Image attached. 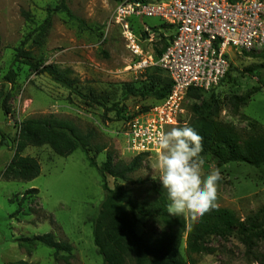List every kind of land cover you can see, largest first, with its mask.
Instances as JSON below:
<instances>
[{"label": "rangeland", "instance_id": "374dc122", "mask_svg": "<svg viewBox=\"0 0 264 264\" xmlns=\"http://www.w3.org/2000/svg\"><path fill=\"white\" fill-rule=\"evenodd\" d=\"M118 2L67 0L76 19H70L62 11L53 12L52 27L44 44L39 47L30 40L24 47L32 51L35 61L43 67L56 65L60 69H71L79 90L84 94H96L108 108L129 106L130 111H134L135 105L148 104L151 100L129 97L125 93L126 85L140 90L156 70L149 68L141 72L136 69L137 58L121 28L114 22ZM59 3L60 0H0V84L11 67L18 74L14 88L6 84V90L13 92L10 112L7 114L0 108V143H3L0 146V264H103V257L94 244V220L100 216L102 237L121 234L132 226L128 210L122 205L109 201L101 208L105 199L101 176L81 150L62 157L48 146H30L23 155L39 160L41 174L31 181H8L2 177L15 155L20 123L28 118L56 116L70 119L82 129H95L100 143L107 145V149L96 156L99 165L106 161L109 152L115 163H129L135 157L127 148L126 138L120 135L122 122L117 110L107 113L104 107L88 106L46 73L38 74L22 63H14L17 49L31 38L32 33V38H36L34 31L49 16L48 9L56 8ZM23 12L30 13V21ZM135 20L134 30L139 36L149 28V39L153 41H142V47L155 56L156 50L164 44L152 29L159 28L164 21L157 17ZM232 59V70L214 95L224 102L233 95H243L253 89L259 92L240 108L237 116L225 105L221 120L243 134L260 129L264 133V56L241 55ZM158 75L164 76V73ZM210 97L211 93L204 92L198 100H187V124L191 121L189 107ZM94 154L92 152L90 156ZM204 159V173L207 174L216 166L212 158ZM154 163L155 154L149 155L142 168L132 176L145 181L144 184L133 185L107 175V185L114 191H130L139 200L154 198L157 192L169 203L159 173L153 168ZM219 169L222 179L218 182L213 209H229L244 220L264 207V166L230 163ZM30 189H38L39 193L26 195L18 218H12L25 192ZM137 218V232L142 234L148 218ZM48 233H53L57 241L70 244L72 253H62L55 260L54 251L44 245H39L33 252L19 246L20 238ZM210 247L211 254L190 257L184 238L181 254L187 264H264V242L254 254H248L236 236L227 240L212 238ZM127 264L132 262L129 260Z\"/></svg>", "mask_w": 264, "mask_h": 264}, {"label": "trees", "instance_id": "16d2710c", "mask_svg": "<svg viewBox=\"0 0 264 264\" xmlns=\"http://www.w3.org/2000/svg\"><path fill=\"white\" fill-rule=\"evenodd\" d=\"M123 0H119L121 2ZM155 2L157 0H144ZM118 2V3H119ZM49 10V16L35 29L36 38L27 39L21 47L17 49L14 63H22L38 74L48 73L52 80L82 98L88 106H100L106 108V112L117 110L119 121L123 122L138 113L130 111L129 106L118 108H108L94 93L84 94L77 87L78 80L74 78L71 69H60L56 65L42 66L36 62L32 51L25 49V45L30 40L42 46L45 42L48 31L52 27V13L55 11L65 12L70 19H76L67 5V0H60L59 5ZM27 20H31L29 12H23ZM131 27L137 22L131 19ZM86 27L84 22H81ZM152 31L159 34L160 42L164 45L157 49L155 58L158 59L169 45L173 38V30L166 24ZM135 32V30H134ZM136 34V32H135ZM139 36L138 34H136ZM143 41L149 40L148 31H143L140 35ZM247 56H264L260 54H245ZM232 64L227 76L232 70ZM155 72L147 78V83L140 90H136L130 85H126L125 93L129 97H138L140 101L151 100L148 104H137L139 112L148 111L150 108L163 101L171 90L172 83L166 73L158 67ZM163 72L164 76L158 75ZM17 72L13 67L4 76V82L0 84V108L9 113L11 110L10 101L13 97L12 91L6 90V84L12 88L16 85ZM221 82V83H222ZM216 89L208 91L211 97L200 104H193L189 107L191 121L187 126L192 127L203 138V157L212 158L216 168H221L230 163H246L253 167L264 166V133L251 132L241 133L236 127L221 120V113L224 106L228 105L231 113L239 115L240 108L246 106L247 102L259 92L253 89L243 95H233L224 102L218 99L214 93ZM200 89H191L188 93L190 99H200ZM254 126V125H253ZM3 143H0V146ZM48 146L52 151L62 157L72 155L75 151L81 150L87 156L90 166L96 168L102 179V186L105 192V199L101 205L104 206L113 201L122 205L128 210L129 219L132 226L121 234H114L107 237L100 235V216L94 220L93 237L98 253L103 257V264H127L130 260L132 264H187L181 254V247L186 238V251L188 256L202 253L211 254L210 247L212 238L227 240L236 236L246 247L248 254H254L260 243L264 242V207L252 213L244 220L240 219L229 209L210 210L198 223L193 224L190 219L183 216L176 217L168 215L166 206L168 204L164 195L156 192L154 198L148 197L143 200L135 198L130 191H114L107 185V175L116 180H122L130 184H144L141 179H134L132 176L138 172L148 154L136 155L129 163L117 162L113 160L112 153L107 154V159L101 165L96 161V156L107 149V145L100 143L99 134L93 128L82 129L74 121L66 118L50 116L28 118L20 123L15 155L2 173V177L8 181H31L41 174V165L37 158L24 156L23 152L28 147ZM94 152L93 156L90 154ZM38 189H30L22 197L19 209L12 215L18 218L26 195L38 194ZM102 212V210H101ZM101 214V213H100ZM138 216L146 217L145 230L142 234L137 232ZM19 246L33 252L39 245H44L54 251V258L58 260L62 253L71 254L72 246L68 243L57 241L53 233L34 236L32 238L18 239Z\"/></svg>", "mask_w": 264, "mask_h": 264}, {"label": "built area", "instance_id": "2783aa9c", "mask_svg": "<svg viewBox=\"0 0 264 264\" xmlns=\"http://www.w3.org/2000/svg\"><path fill=\"white\" fill-rule=\"evenodd\" d=\"M144 17L160 18L173 30L158 59L144 51L143 40L131 27V19ZM114 22L137 58L136 69L158 67L172 83L163 101L145 112L137 107L138 114L122 122L120 135L135 156L155 154L159 131L187 125L191 89H217L233 56L264 52V0H123L116 7Z\"/></svg>", "mask_w": 264, "mask_h": 264}, {"label": "clouds", "instance_id": "9594fccd", "mask_svg": "<svg viewBox=\"0 0 264 264\" xmlns=\"http://www.w3.org/2000/svg\"><path fill=\"white\" fill-rule=\"evenodd\" d=\"M203 138L187 125L156 133L157 146L153 168L167 192L170 216L190 219L195 224L216 207L219 168L204 173Z\"/></svg>", "mask_w": 264, "mask_h": 264}, {"label": "water", "instance_id": "95a60500", "mask_svg": "<svg viewBox=\"0 0 264 264\" xmlns=\"http://www.w3.org/2000/svg\"><path fill=\"white\" fill-rule=\"evenodd\" d=\"M46 75L50 77V75L48 73H46Z\"/></svg>", "mask_w": 264, "mask_h": 264}]
</instances>
